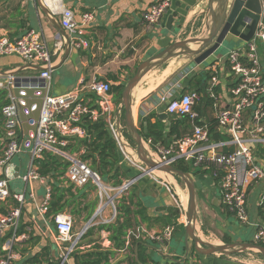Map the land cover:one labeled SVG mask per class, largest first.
<instances>
[{
	"label": "built area",
	"instance_id": "1",
	"mask_svg": "<svg viewBox=\"0 0 264 264\" xmlns=\"http://www.w3.org/2000/svg\"><path fill=\"white\" fill-rule=\"evenodd\" d=\"M58 1L54 0V3L59 4L57 10L61 16L60 23L70 37L71 47L77 49L84 47L85 35L95 19L94 14L85 13L77 17L74 11L65 8ZM49 2L47 1V6L55 14ZM174 3L175 0H153L143 15L147 27L158 25L173 10ZM261 50H264V9L254 38L227 55L234 79V85L228 91L229 104H221V97L216 92L218 86L216 78H212L208 83L204 94L191 91L177 97L174 95L165 97L163 102L166 103V114L186 119L190 124V130L185 136L173 140L167 146L158 145L155 151L151 149V153L160 163L176 167L178 162H183L200 175L211 177L217 183L225 213L234 217L241 225L253 227L252 242L264 246V223H254L248 212V197L252 188L260 189L258 207L264 211V162L256 150L259 144L264 146V70ZM10 56L19 57L28 65L44 68L40 71L38 80L29 84L21 83L22 88L36 90L33 97L29 98L33 101L30 111H36V102L42 94L41 91L45 92V97L39 120L29 121L31 126L36 125V131L24 133L19 119V104L27 106V93L22 90L20 97H16L9 90L10 87H15V78H5L0 74V90L9 91L10 101L2 109L6 143L0 154V202L6 203L13 199L18 203V207L9 215H0V234L8 227L17 228L21 211L28 199L37 204L34 191L12 192L10 189V182L16 178L13 161L24 152L32 159L27 175L21 177L25 183L45 180L37 173L35 159H40L44 152L60 155L71 163L65 175L71 183L78 188L92 183L101 190V194L107 195L108 200H111L112 214L106 223L115 222L118 217L115 199L126 193L134 183L127 185L126 182L120 188L108 189L86 162L65 150L69 145V139L85 138L86 132L79 126L83 118L88 117L92 121L104 119L117 143L122 162L141 169V173L145 171L146 168L142 167L136 151L124 133L122 104L116 105L113 102L111 84L96 80L89 84L81 82L72 91L61 95L54 94L52 92L54 55L40 33L35 30L27 31L18 39L0 36V57ZM84 92L97 98L96 108L89 105L91 101L85 100ZM204 99L212 101L216 110L214 118L217 125L214 131L209 123L201 119L196 110ZM25 114L29 115L27 109ZM108 191L114 192L112 197H109ZM49 200L50 190L47 191L44 201L40 205L37 204L38 212L43 219ZM55 224L57 240L59 244H70V247L65 248L66 254L70 255L80 241L79 236L74 239L73 217L68 213L58 214L55 217ZM173 230L172 227L167 228L162 237L155 234L146 235L144 230H137L128 235L126 247L130 245L131 237L137 240L142 238L169 241ZM14 239L5 242L6 254L0 259V264H9L14 260L15 255L12 252Z\"/></svg>",
	"mask_w": 264,
	"mask_h": 264
},
{
	"label": "crops",
	"instance_id": "2",
	"mask_svg": "<svg viewBox=\"0 0 264 264\" xmlns=\"http://www.w3.org/2000/svg\"><path fill=\"white\" fill-rule=\"evenodd\" d=\"M47 1H50L54 5L52 9L56 15V25L52 23L54 21H51L43 13L37 4V0H0V36L18 39L29 30H35L40 33L54 55V67H56V70L53 71L52 75V92L56 95L65 94L76 89L81 82L89 84L94 80L110 83L112 90L120 86L124 89L140 64L149 58V52L153 50L155 54L161 52L157 41L165 37L171 38L172 34L177 32L179 27L181 29L180 31H183L185 28L191 26L197 17L203 14L204 9L201 8L204 0H175L173 10L158 25L147 27L143 15L153 0H59L58 2L65 8L74 11L77 17L85 13H93L95 17L85 35L86 45L80 49L71 47L67 59L62 62L66 55V47L62 38L64 34L61 33L62 30L58 26L61 20V16L57 10L59 4H55L54 0ZM173 11L178 14V17L174 19L172 28L168 29V17ZM68 38L70 39L69 35ZM187 38L191 37L189 36ZM181 40L184 39H180L179 41ZM262 59L264 70V53H262ZM34 67L37 66L28 65L16 56L0 57V74L5 78H12L11 75L16 73L15 79L28 78L31 81L38 80L40 71ZM228 70L230 71L227 57L224 58L222 55L210 58L203 65L195 64L193 57H176L168 60L159 68L152 70L143 78V85L138 87V90L134 94V120L136 122L139 120L137 128L140 131L142 129L146 131L147 121L150 120L151 123H155L156 120L160 119V115L166 114V103L163 102L165 97H172L173 95L177 97L191 91H196L191 90V83L195 86L198 79L201 76H206V74V85L201 93L204 94L208 83L212 78H216L218 82L216 92L221 97V104H229L228 91L234 85V79L232 75L229 77ZM121 93L115 92L112 94L113 102L116 105L122 103L120 101L122 97ZM83 97L86 101H91L89 93L84 92ZM199 105L201 119L206 123L213 121L216 112L213 102L204 101V103ZM139 107L140 114L138 119L137 108ZM143 119L146 123L143 122ZM173 120L184 121V119L168 115L166 120H162L166 126V135L171 129ZM189 130L190 124L186 129L181 128L183 133L181 137L185 136ZM175 139L177 138H172V141ZM5 143L4 124L2 119H0V154L5 148ZM83 152L82 150L79 154ZM79 154L74 155L78 156ZM262 161L264 162V159ZM31 163L32 159L27 152L15 158L13 164L15 166L16 178L10 182V189L12 192L34 191L38 198L37 204L40 205L45 199L47 191L51 189L49 185L50 180L45 178L44 182L35 181L29 184L25 183L21 177L27 175ZM125 165L127 164L121 161V168L127 172L128 178L126 181L128 182L139 174L134 172L133 169H130L128 165ZM198 175L200 174L198 173ZM197 178L200 180L203 179L204 183L210 186V190L205 195L207 207L210 208L208 212L212 215L217 213L218 215L221 214L222 216L225 215L234 219H232V225L235 223L232 227L231 235L236 236L242 233L243 237H241L244 238L249 233H254L253 227L241 226L234 217L225 213L217 183L211 177L201 175L197 176ZM103 185L108 189H114L111 186ZM134 185L138 187L137 197L146 206L150 217L155 218L160 215H165L167 213L163 209L173 206L174 201L170 194L171 190L164 183H154L147 177H142ZM89 187L91 188L90 184L85 191L87 198L81 199L83 203L82 207L88 204L89 208L87 212L84 211L82 213L81 218H85L87 213L92 211L94 215L102 207L103 214L110 212V215L108 213L104 217L105 219H103L104 223H106L111 217L112 209L110 211L107 208V204L105 206L99 205L96 200V192L92 191ZM259 190L252 188L248 197V212L254 223H264V211L258 207ZM37 204L28 199L23 207L25 222L32 221L36 229V234L41 237V241L33 252L40 251L48 244L51 248L53 246V256L57 259L58 249H62V247L57 239H52L49 221L46 218L43 219L44 217L39 214V206ZM3 206L9 213L15 209L11 205L10 200L4 203ZM0 215L3 214L0 212ZM147 226V224L143 225V230L146 232V235L157 234L163 230L159 224L153 223L150 228ZM243 227L244 232H241L240 230ZM10 229L11 227L6 228L0 234V237L9 232ZM24 240L25 236L15 238L12 246ZM170 240H172V237ZM170 240L168 241L169 245L165 244L164 247L168 248L169 252L173 250L172 252L177 254L176 248L178 247L176 246L180 247V243L177 242L176 246H172ZM57 245L58 247H56ZM110 245V242L106 240L104 246L109 248ZM23 247V245H19L20 249ZM4 248L3 245V250H5ZM13 255H15L14 260L19 261L21 259L19 253L14 251ZM211 258L215 257H203L200 263L218 264L213 263L214 261ZM68 263L72 264L71 260L70 262L68 260Z\"/></svg>",
	"mask_w": 264,
	"mask_h": 264
},
{
	"label": "trees",
	"instance_id": "3",
	"mask_svg": "<svg viewBox=\"0 0 264 264\" xmlns=\"http://www.w3.org/2000/svg\"><path fill=\"white\" fill-rule=\"evenodd\" d=\"M206 76H201L195 86L191 83V90H196L201 93L206 85ZM122 90L124 89L121 86L115 87L111 93H121ZM8 95V90H0V119H2V109L10 102ZM90 98L91 102L89 105L96 108L97 98L94 95H91ZM203 101L210 100L204 99ZM196 110L198 112L201 111L200 105L196 107ZM143 122H145L144 119ZM209 124L212 131H214L217 125L216 120L214 119ZM79 126L86 132L85 138L80 139L75 137L69 139V145L65 150L71 155L79 154L83 150L84 152L79 154L78 157L89 165L90 169L100 177L103 184L113 188L122 187L128 175L127 172L121 168L122 156L115 139L109 131L107 122L104 119L92 121L88 117H85L82 119ZM188 126L189 124L186 119H184V121L173 120L171 129L166 135V126L162 120L158 119L155 123H151L149 120L146 124V131L142 129L140 134L146 143L150 142V148L155 151L158 144L167 145L172 142V138H181L183 134L181 128L186 129ZM127 138L130 140L131 144H134V140L130 135H127ZM261 146L262 145L259 144V147ZM257 155L261 159L264 158V153H257ZM70 165L71 163L68 160L51 152H44L40 159H35L34 161V166L39 176L50 180V200L45 218L48 219L49 225L54 226L53 229L56 234H58L55 224L56 215L68 213L71 216L81 217L82 213L84 211L87 212L89 208L88 204L82 207L83 203L81 201V199L87 198L85 191L88 185L90 184L91 188H89L92 191H97V187L92 183L82 188H78L71 183L65 177ZM176 168L193 175L197 172L193 171L191 166L183 162H178ZM206 175L208 174L206 173ZM176 178L178 179V177ZM129 191L127 192V197L126 193H124L122 198L117 200L119 203L116 221L109 224L94 225L89 228L81 237L77 248L69 255L68 260H71L72 264H115L114 260L116 259V255L126 252L123 255V261H119L120 263L118 262L117 264H189L188 259L182 260V258L178 257L171 259V262L163 263V258L166 259L167 256H163L158 250L148 247V245H150L155 248H160L162 245L150 239L140 238L137 240L131 237L130 245L126 247L128 235L130 233H135L137 230H141L139 228L142 225L147 224V227L150 228L151 224L155 223L159 224L161 228L167 229L176 226L177 220L179 219L178 216L172 214L173 209L169 210L165 215H160L155 218L150 217L146 206L140 202L136 195L138 187L133 185L132 191ZM10 202L14 208L18 207V203L13 199H10ZM4 203L5 202H0V212L3 215H9V212L6 211L3 206ZM23 214L24 209L21 211L17 228L15 229L12 227L9 232L0 237V259L6 254L3 250V245L6 241L25 236L24 241L12 247V251L19 253L21 259L19 261L11 260L9 264H60L61 258L55 259L53 256V247H49L48 244L40 251L33 252L41 241V237L36 234V229L32 221L25 222ZM92 215L93 211L87 213L84 220L88 221L91 219ZM179 230L183 232L184 225H179ZM98 233L108 234L107 239L111 244L109 248L102 247L98 241L93 239ZM161 234L163 235V233ZM161 234L157 233L155 236H161ZM224 242L228 243L229 240L224 239ZM163 244L165 245L166 241L163 242ZM19 245H23L24 247L20 249ZM137 246L138 249L136 251ZM194 252L196 253L197 251L194 250ZM155 255L158 257H155ZM65 264L69 263L65 262Z\"/></svg>",
	"mask_w": 264,
	"mask_h": 264
},
{
	"label": "water",
	"instance_id": "4",
	"mask_svg": "<svg viewBox=\"0 0 264 264\" xmlns=\"http://www.w3.org/2000/svg\"><path fill=\"white\" fill-rule=\"evenodd\" d=\"M38 6L42 9L43 13L50 18L54 25H56L55 17L50 8L47 6V0H37ZM179 6V4H177ZM264 0H208L207 13L209 16V24L207 25L208 35L206 37L186 39L182 41H173L169 37H165L157 41L158 47H160L161 52L149 56L146 61L142 62L138 67L136 74L130 79L127 85L124 87L122 93V108L124 112L125 127L134 140L136 144V156L145 166V171L139 174L137 177L129 180L127 185L135 184L140 178L154 172H160L167 176L174 175L173 177L180 178L186 185L189 193V202L187 207V223L184 226L185 236H186V249H189V240H192L195 250L197 253L203 256H217L230 254L233 252L245 251L248 249L258 250L264 257V246L258 245L253 242L248 243H231L221 246H212L200 240L196 232V186L195 181L191 173H185L174 166H168L157 161L151 151L147 147L145 140L140 134V130L137 128L134 120V90L138 84L143 80V78L152 70L159 68L168 60L176 57H193L194 63L197 65H203L207 60L212 57L219 55V51L222 48L243 45L250 42L258 29V24L263 16ZM178 17L176 12L170 13L168 17V29L172 28L174 19ZM165 18V17H164ZM58 26L63 35V41L66 47V55L64 56L62 62L67 59V56L71 49L70 40L68 34L63 29L61 23ZM57 26V27H58ZM58 27V28H59ZM192 46H196L197 49H193ZM36 70L42 71L44 68L35 67ZM56 67L53 68V71ZM16 73H13L11 77L15 78ZM31 79H15V87L9 88L10 91L14 93L16 97H20V92L25 90L27 93L26 103L27 106L23 107L19 104V119L22 123L24 132L27 134L30 130L36 131V125H30L29 121L37 122L40 117L41 108L43 105V99L45 97V92L41 91L42 94L38 98L36 104L37 109L34 112L30 111L33 105V101L29 98L33 97L35 89L22 88L21 83L29 84ZM29 111V115L25 114V110ZM167 114H162L159 116L160 119L166 120ZM172 177V178H173ZM109 201H111L109 199ZM102 211L100 207L96 213L91 217V219L86 224L83 232L79 235L81 237L89 229L91 223L95 221L99 213ZM166 244L169 245L168 241ZM148 247L158 250L162 253V249L155 248L148 245ZM207 247V248H204ZM138 246L136 247V251ZM68 254L65 255L61 264H65Z\"/></svg>",
	"mask_w": 264,
	"mask_h": 264
},
{
	"label": "rangeland",
	"instance_id": "5",
	"mask_svg": "<svg viewBox=\"0 0 264 264\" xmlns=\"http://www.w3.org/2000/svg\"><path fill=\"white\" fill-rule=\"evenodd\" d=\"M207 4H208V0H204L203 4L201 6L202 9L204 8L203 14L201 16L197 17V19L193 22V24H191V26H189L188 28H185L186 30L184 29L183 31H180L181 29L179 27L178 31L172 34L171 39L173 41H179L180 39L186 40V39H192V38L206 37L208 35L207 25L209 24L210 19H209L208 13H207ZM189 32H190V34H189ZM189 36L191 38H187ZM241 46L242 45H235V46L222 48L219 51V55H222L224 58H226L230 51L238 49ZM192 48L197 49L196 46H192ZM159 49H160V47H159ZM155 51H157V50H155ZM262 53H264V50L263 51L261 50V55H262ZM154 54L155 53L153 50V51L149 52L148 55L152 56ZM136 72H137V69H136ZM136 72H135V74H136ZM228 72H229V77H230L231 73L229 70L227 71V73ZM134 75H132V77ZM142 81L135 88L133 94L136 93V91L138 90L137 89L138 87L143 85ZM122 99L123 98L121 97V100H120L121 102H122ZM202 103H204V101L200 102L199 104H202ZM137 114H138V119H139L140 107L137 108ZM140 118H142V117L140 116ZM122 122H123L124 128H125L124 133L127 137V135H130V134L128 133V131L125 127L124 118H122ZM135 124L137 126L139 124V120H137V122L135 121ZM128 141H129L130 145L132 146V148L136 151L135 142H134V144L133 143L131 144L129 139H128ZM146 144H147V147L149 149V152L150 151L152 152L149 144L148 143H146ZM256 150H257V153H259V154L264 153V146L262 145L261 147H259V145H258ZM140 163H141L142 167L145 168V166L143 165V163L141 161H140ZM125 164H127L130 169H133V171L138 173V174L141 173V171H142L141 169L136 168L134 166H129L128 163H125ZM127 165H125V166H127ZM169 176L170 177H167V175L162 174L160 172H154L153 174L144 176V177H147L149 180L153 181L154 183H156L157 182L156 180H158L160 183H164L165 185H167V187L171 190L170 194L173 197V201H174L173 206L172 207H165L164 209L160 208V209H163L166 213H168L169 210L173 209L174 211L172 210V214L174 216L179 217V219L177 220V225L174 227L172 226V228L174 229L173 233H172L173 239L170 240L172 246H176L177 242L180 243V247L176 246V247H178V248H176L177 254H175V252H172L173 250H171L169 252L168 248L164 247L163 242L157 241L160 243V245H162V246H160V248L162 249V255L167 256L166 259L163 258L164 259L163 263L164 262L165 263L171 262V259L178 257V258H182V260L188 259L189 264H196V263L201 264L200 262L202 261L203 257H207V256H203L197 252L196 253L194 252L195 246H194L192 240H189V249L187 250L186 249L185 228L183 231L184 233L179 230V225L185 226L187 223L186 222L187 221V207H188V202H189L188 189H187L185 183L180 178L177 179L176 177H173L174 175H169ZM192 176H193V180L195 181V186H196V225L195 226H196V232H197L198 238L200 240L204 241L205 243L210 244L212 246H221V245L231 244V243H248L250 241H254V239H253L254 233H252V232L249 233L248 235H246L244 238H242L243 237L242 233H240L236 236L231 235L232 234V227L234 226V223H235L234 222L232 225V222H233L232 219L233 218L231 219V217H228L225 215L222 216L221 214L218 215L217 213L212 215L208 212V210L210 208L207 207L205 195L210 190V186L208 184L204 183L203 179L200 180L197 178V176H201V175H198L197 172L195 173V175L192 174ZM167 179L170 182H168ZM132 187L129 188V190L131 189L130 191H132ZM95 192H96V197H97V199H96L97 203H99V205H103V206H105L107 204V208H109L111 211L112 207H111L110 201L108 200L107 195L105 193L101 194V190L99 188H97V191H95ZM127 192H126V197L128 195ZM113 194H114V192H111V191L108 192L109 197H112ZM136 195H137V193H136ZM121 198H122V196L119 197V199H121ZM117 200L118 199H115V204H116V207L118 208L119 201H117ZM108 213L110 215V212H107V213L105 212V214H103L101 211L99 213V215L97 216L96 220L93 223H91L89 228H91L94 225L107 224V223H104L103 219H105L104 217L106 215H108ZM72 217H73V230H74L73 234L75 236L74 237V239H75L83 232V229L85 228L86 224L88 223V221L90 219L88 221H85L84 218H81V217H76V216H72ZM241 226H243V225H241ZM53 227H54L53 225H49V229L51 231L50 233L52 234V239L54 240V239H58V237H57V234L55 233ZM139 229L143 230L144 229L143 225ZM164 231H165V229H163L162 232H160L158 234H161ZM240 231L244 232V227H243V229L241 228ZM162 236L163 235L161 234V237ZM107 237H108L107 233H102V234L98 233L97 235H95L93 237V239L98 241V243L102 247H105L104 243L106 240H108ZM224 239L229 240V242L228 243H226L224 241L222 242V240H224ZM167 241H168V239H167ZM79 243H80V241H79ZM52 245H54V244H52ZM60 245H61L62 249H58L57 257L61 258V262H62L64 257H65V254H66L64 247L68 248V247H70V244L69 243H66V244L60 243ZM56 247H58V245ZM204 248H207V247H204ZM125 253L126 252H122V253L117 254L118 257H116V259L114 260L115 264H117L119 261L120 262L123 261V259H124L123 255ZM197 254H199L200 257ZM155 257H158V256L155 255ZM211 257H215V258H211V259L214 261L213 263H218V264H264L263 255H261V253L258 250H254V249H248L245 251L233 252L230 254L217 255V256H211ZM66 262L68 263V259L66 260Z\"/></svg>",
	"mask_w": 264,
	"mask_h": 264
},
{
	"label": "bare ground",
	"instance_id": "6",
	"mask_svg": "<svg viewBox=\"0 0 264 264\" xmlns=\"http://www.w3.org/2000/svg\"><path fill=\"white\" fill-rule=\"evenodd\" d=\"M49 2V1H48ZM50 3V2H49ZM51 4V3H50ZM52 7H54V5L51 4ZM134 104H135V101H134ZM134 109V108H133ZM165 177V176H164ZM167 177H170V176H167ZM168 182H170L168 179H167Z\"/></svg>",
	"mask_w": 264,
	"mask_h": 264
}]
</instances>
